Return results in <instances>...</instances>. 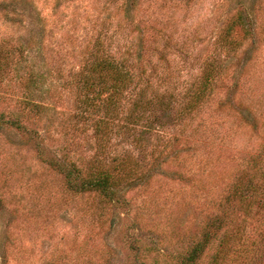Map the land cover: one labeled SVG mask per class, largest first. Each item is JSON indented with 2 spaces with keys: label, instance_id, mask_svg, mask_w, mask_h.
Returning <instances> with one entry per match:
<instances>
[{
  "label": "rangeland",
  "instance_id": "rangeland-1",
  "mask_svg": "<svg viewBox=\"0 0 264 264\" xmlns=\"http://www.w3.org/2000/svg\"><path fill=\"white\" fill-rule=\"evenodd\" d=\"M230 234L264 264V0H0V264H183L206 239L210 264Z\"/></svg>",
  "mask_w": 264,
  "mask_h": 264
},
{
  "label": "trees",
  "instance_id": "trees-1",
  "mask_svg": "<svg viewBox=\"0 0 264 264\" xmlns=\"http://www.w3.org/2000/svg\"><path fill=\"white\" fill-rule=\"evenodd\" d=\"M97 70H101L106 73L104 74L102 72V76H105V78L109 79V81L111 82L110 87L113 88L115 91H118L120 88H123L126 83L131 80V76L128 73L123 72L124 70L122 69L113 67L111 63H107L104 67L99 66ZM204 95L205 94L198 96L194 102H197L199 98H203ZM84 104L85 108H87L88 102ZM191 106L193 107L192 104ZM98 161L99 160L97 159L95 160L97 164ZM57 167L63 169L65 168V165L63 163H60L57 164ZM64 170L67 171L68 183L74 190H96L101 195V197L109 203L108 205L115 206L116 208L125 207V204L127 205V202H125L124 195L121 196L119 193V189L123 182V180L120 179V176L111 175L106 171H102L103 169L101 170V168H99L92 171L89 178L86 179L85 182H78L74 178L72 170L68 171L67 168ZM130 178L131 177H128L126 178V180ZM256 190H258V186L255 187V191ZM245 231L246 229L243 228L240 229L238 232V234H241L239 244H241V240L245 235ZM205 241L206 242L199 243L192 249L189 256L184 260L183 264H198L199 260L201 259L208 247L209 241H207V239ZM237 256L243 257L240 249L238 248V243L235 240L234 235L230 234L228 237L225 238L223 245L212 257L210 264H233L235 261V257Z\"/></svg>",
  "mask_w": 264,
  "mask_h": 264
}]
</instances>
